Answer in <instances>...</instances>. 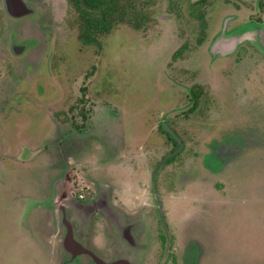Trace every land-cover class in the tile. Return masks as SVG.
Returning a JSON list of instances; mask_svg holds the SVG:
<instances>
[{
	"label": "rangeland",
	"instance_id": "rangeland-1",
	"mask_svg": "<svg viewBox=\"0 0 264 264\" xmlns=\"http://www.w3.org/2000/svg\"><path fill=\"white\" fill-rule=\"evenodd\" d=\"M253 1L148 0L143 26L119 24L99 37V46L78 40L68 25L67 0L35 3L38 18L23 26L24 34L35 35V27L47 32L50 70L44 80L28 78L25 60L0 75V264L61 261L60 218H52L46 231L51 220L43 211L50 205L48 180L56 174H66L65 181L79 187L76 194L103 184L115 190L109 202L128 217L120 220L134 224L137 244L104 213L90 215L83 242L105 260L125 255L134 264H264V53L247 39L224 54L212 47L220 34L253 26L227 29L225 22L236 5ZM1 45L0 59L12 58L7 40ZM37 48L40 53L43 46ZM191 84L210 88L194 110H188ZM171 107L172 120L190 121L181 132L186 141L172 146V166L188 170L192 180L191 188L178 180L172 218H160L155 208L132 211L126 189L137 190L140 169L124 158L139 155L145 157L141 167L147 160L155 164L151 144L141 141L161 133L153 126L170 117ZM79 136L88 140L78 142ZM220 144L229 153L222 170H214L204 156ZM158 152V166L168 165L169 143ZM214 188L224 201H212ZM119 193L123 202L117 205ZM191 241L201 250L193 263Z\"/></svg>",
	"mask_w": 264,
	"mask_h": 264
},
{
	"label": "flooded vegetation",
	"instance_id": "flooded-vegetation-1",
	"mask_svg": "<svg viewBox=\"0 0 264 264\" xmlns=\"http://www.w3.org/2000/svg\"><path fill=\"white\" fill-rule=\"evenodd\" d=\"M35 1V2H34ZM0 0V46L3 45L2 42L7 40V46L6 49H9V51L12 54V58L10 57L8 60L0 59V75L3 74L4 71H7V75L12 70V66L19 67L18 65L21 64V62L27 60L31 64V67L27 66V69L31 72H29L28 78L32 75L33 78L36 80L41 77V80H44L46 78V75L48 71L50 70L49 62L51 61L53 55L52 52L48 50L49 47V40L47 32L40 29L38 30V27H35V35L31 34V32H27V36L24 30L23 26L28 25V23H32L33 21L38 18V7H36L35 3L39 0ZM42 1V0H41ZM46 0H44L45 2ZM43 2V3H44ZM42 4V3H41ZM45 4V3H44ZM46 5V4H45ZM45 7V6H44ZM43 9L45 11L46 9ZM243 10H246L245 12ZM41 13V12H40ZM44 15V13L42 12ZM45 16V15H44ZM247 20V21H246ZM264 20V0H254L251 3V6L245 7L242 4L240 6H235L234 12L231 13L226 19L225 22L228 25L227 29H230L233 26H236L240 23H247V22H258ZM34 31V30H33ZM31 34V35H30ZM30 35V36H28ZM34 37L36 39H39V43H37L36 40H34ZM253 45V44H252ZM38 46H43L42 51L38 52ZM254 46V45H253ZM0 47V54L3 53L1 51ZM54 45L52 44V48ZM58 55L56 58L59 59ZM16 58V59H14ZM37 58H39L40 64L37 65ZM3 60V61H2ZM7 63V64H6ZM13 63H16L14 65ZM9 64V65H8ZM51 66V65H50ZM38 67L40 69L36 70ZM36 70L33 72V70ZM34 74V76H33ZM45 77V78H44ZM32 81V78H30ZM42 85L44 87V83L42 82ZM199 84H191L188 88L189 93V108L188 110H194L192 109V103L194 101V96L191 94V90L194 86ZM208 85V84H206ZM202 88V96L207 93L206 91L209 90L208 88H205L200 84ZM43 87H40L39 90H41ZM168 114H170V117L165 119H162L158 122L157 125L153 126V129H158V127H161L160 132L161 133H155V135L151 136L149 134L146 135L145 139L141 141L142 143L149 142L151 144V147L149 149L152 150L154 153V156H151L153 159L152 161L155 162V164L150 167V160H147V167L140 164V161L145 158L144 156L134 155V157H125L128 162L129 160H132V165H129L132 169H140L139 173V185L137 186L136 191H132L129 187L126 189L128 193L131 194V201L130 204L132 205V211L137 210V212L141 211L139 207L142 206L144 208L145 212L147 213V209L149 208L150 211L152 208H155L158 210L160 218H172V192H176V186L178 180L180 181H188L189 186L191 184L192 178H190L188 170H185V172H182V168H178L175 166H172V146L175 145L177 147L178 143L185 142L186 136L182 135L181 132L183 129H188L190 127L189 120L187 119H176L174 118L172 120V107L168 110ZM186 129V130H187ZM150 139V140H147ZM239 139H243L239 137ZM63 142V141H62ZM169 143V149L171 150L170 153V159L168 162V165H165L163 167L158 166V161L160 156L158 150L165 144ZM218 143V142H217ZM217 145V144H216ZM215 146V145H214ZM214 146L211 147L210 152L205 154L204 159L208 158L213 162L209 163L208 167L212 168L214 170H222L223 164L226 163V159L229 153V146H226L224 144H220L219 150H214ZM224 151V152H223ZM140 153V152H139ZM142 155V152L140 153ZM134 159V160H133ZM137 159V160H136ZM157 163V166H156ZM58 179L57 174L52 177V180ZM186 185V188L189 187ZM185 188V189H186ZM191 188V186H190ZM189 191V188L186 189ZM215 190V191H214ZM212 193L216 194V199L213 198L212 201H224L222 197L218 195V190L214 188ZM107 193V192H106ZM96 198L93 200L90 196H84V194H74L72 198L69 201L68 206L59 205L55 208V217L54 218H60V222L57 221V228L62 231L60 241L62 244V249L64 250V253H62V259L59 262V264H98L95 260L98 258L104 262V264H134L133 261L130 260L128 256L123 255V257H117L111 260H105L102 256L95 253L90 248L86 247L84 242V237L81 235V231L84 228H87V224L89 222V216L90 215H97L99 213V210L105 209V215L107 218H111L116 224H118L119 230L122 233V236L128 240L130 243L136 245L135 238L132 234V231L134 229V224L131 223H121L118 220L120 218H128L119 213V211H116L112 205V203L108 202V198L102 194V187L99 186ZM197 196V195H196ZM200 198V201H204V195L201 191L198 195ZM89 197V199H88ZM137 198V201H134ZM116 204L120 205L121 201L123 202V195L122 193L116 195ZM110 201V198H109ZM52 199L50 198V205L46 208H43L45 213H48L50 211L54 210V207L52 206ZM41 208V207H40ZM71 211H74L75 213H80V215H74L70 213ZM131 212V209L129 210ZM104 212V211H103ZM142 212V211H141ZM58 214V215H57ZM141 216L143 215L140 213ZM149 214V213H148ZM92 216L90 218H98L97 216ZM139 214L135 215L136 218L141 217ZM169 227H172V225ZM168 230V225L166 227V231ZM170 232L167 231V236H169ZM79 235V237H78ZM172 238V231L171 236ZM160 240V239H159ZM192 242V241H191ZM194 244H191L190 249L188 250V256L190 257L191 263H193L195 260H197L199 253H201L200 245L198 247L197 242H192ZM79 245L84 246V249H80L78 247ZM161 247V240L157 247V249H160ZM157 249L153 252L156 253ZM152 253V255H153ZM120 254V253H119ZM82 259V260H81ZM89 260L88 263H86L84 260ZM149 260L151 262V255L149 256Z\"/></svg>",
	"mask_w": 264,
	"mask_h": 264
},
{
	"label": "trees",
	"instance_id": "trees-1",
	"mask_svg": "<svg viewBox=\"0 0 264 264\" xmlns=\"http://www.w3.org/2000/svg\"><path fill=\"white\" fill-rule=\"evenodd\" d=\"M105 0H85L90 6H97ZM72 20L68 25L77 30V38L83 44L100 45L99 37L109 33L119 24L126 23L134 28L143 26L149 16L147 7L148 0H112L107 5L98 10L85 8L80 0H67ZM202 88L196 85L192 88L191 94L194 96L192 109H196L201 104Z\"/></svg>",
	"mask_w": 264,
	"mask_h": 264
},
{
	"label": "crops",
	"instance_id": "crops-1",
	"mask_svg": "<svg viewBox=\"0 0 264 264\" xmlns=\"http://www.w3.org/2000/svg\"><path fill=\"white\" fill-rule=\"evenodd\" d=\"M79 137L80 138H77L78 139V142L81 141L80 140L81 138H82V140H88V138H83L82 136H79ZM75 139H76V137L74 138V140ZM64 149L65 148H63V150ZM65 151H67V150L65 149ZM70 162H74V161H72L70 159V161H68V163H70ZM65 176H66V174H65ZM65 176L63 178L60 177L57 180L54 179V182L52 181V178L48 180V182H49V185H48L49 186V192L45 196L47 198H51L52 199V202L51 203H52V206L54 207V210L48 212L47 213L48 216L47 215L45 216V218H49L51 220V221L48 220L46 222V225H47V227L45 229L46 231H48L49 225L52 224V218L55 217L54 216L55 215V208L58 207L59 205H62V204H63V206H68L69 205V201H71L70 199L72 198V196L74 194H76V191H79V187L76 186L75 184L71 183V181L69 179L66 178V181H65ZM77 180L78 181H81V179H79V178H77ZM88 185H89L88 183L87 184H84L83 185L84 186L83 188L86 189L87 187H89ZM114 192H115V190H113V191L110 190V188H109V186L107 184H103V186H102V194L104 195V197L107 195L106 197L108 198V202H109L110 194L111 193H114ZM96 193H97V190H95L93 188H90L89 191L84 192L83 194H84V196H86V195L87 196H90V197L93 198V200H95L96 195H97ZM88 199H89V197H88ZM134 199H135L134 201H137V198H134ZM99 211L102 212V213H104V214L106 213L105 212V209L104 210L101 209ZM118 221L121 222V223H129L126 220H118ZM41 226L43 227V225H41Z\"/></svg>",
	"mask_w": 264,
	"mask_h": 264
},
{
	"label": "water",
	"instance_id": "water-1",
	"mask_svg": "<svg viewBox=\"0 0 264 264\" xmlns=\"http://www.w3.org/2000/svg\"><path fill=\"white\" fill-rule=\"evenodd\" d=\"M112 0H105L102 4L97 6L88 5L85 0H80V3L89 10H98L101 7L107 5ZM250 28L238 30L234 33H223L220 34L216 40L213 42L212 47H216L215 51L219 53L230 52L231 49H234L238 42L243 39H247L252 42L256 47H258L264 53V21L262 23H249ZM80 249H84V246L79 245ZM98 264H104L101 259L95 260Z\"/></svg>",
	"mask_w": 264,
	"mask_h": 264
}]
</instances>
